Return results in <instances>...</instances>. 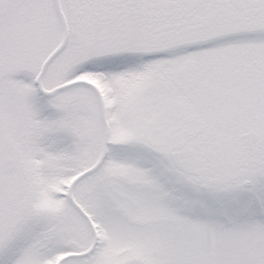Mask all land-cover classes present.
Wrapping results in <instances>:
<instances>
[{
  "label": "snow or ice",
  "instance_id": "obj_1",
  "mask_svg": "<svg viewBox=\"0 0 264 264\" xmlns=\"http://www.w3.org/2000/svg\"><path fill=\"white\" fill-rule=\"evenodd\" d=\"M0 264H264V0H0Z\"/></svg>",
  "mask_w": 264,
  "mask_h": 264
}]
</instances>
